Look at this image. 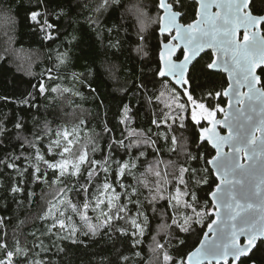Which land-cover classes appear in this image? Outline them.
<instances>
[{"label": "trees", "instance_id": "1", "mask_svg": "<svg viewBox=\"0 0 264 264\" xmlns=\"http://www.w3.org/2000/svg\"><path fill=\"white\" fill-rule=\"evenodd\" d=\"M187 2L190 4L192 0ZM43 4L48 5L46 11ZM155 4L156 0H108L106 5L103 0H40L38 7V0H0V124L7 125L11 132L15 131L12 125L16 120L22 121L24 128L18 130L21 133L20 141L29 145L33 143L35 135L42 136L44 140L41 143H44L54 138L57 131H68L69 139L72 138L75 144L74 152L87 151L89 156L94 152L99 155L105 139L103 125L106 123L114 129L116 137H121V129L124 128L119 123L122 109L124 105H130L135 119L129 125V130L134 128L136 131H131L125 138L130 153L142 151L145 155L135 160L131 155L127 157L136 167L131 172L133 177L127 175L125 178L135 183L138 189L158 187L165 197L156 203V212L151 207L148 208L149 223L146 225L143 242L135 246H132L131 240L104 226V216L100 209L93 211V206L90 205L87 210L95 234L89 231L87 224L78 215L69 210L66 214L73 215L78 234L68 237L67 233H62L64 238L53 241L39 236V239L45 240L44 247H50L43 254L45 262L151 264L152 248L159 242L164 245L161 251L167 250L170 255L177 257L197 246L206 229L210 219L206 216L201 217L205 227L194 224V231L188 233L180 232L167 219L171 214L181 222L185 214H193L190 208L185 207L184 202L189 198L183 194L178 196L179 200L182 199L181 203L176 204L172 200L175 207L168 208L169 194L176 196L178 181L175 178L180 173L182 164L190 171L195 169L199 173L191 182L199 202L209 199L208 193L214 188V176L204 170L202 158L198 161L189 159V155L203 157L204 153L210 151L209 146L201 147L198 143V132L202 125H196L186 113L182 121L169 127L168 120L167 123L163 122L167 109L162 99L168 97L169 92L173 96H179V93H174L170 87L161 88L157 85L153 88L149 83H155L158 79L154 74L158 65L160 42L164 39L158 32L161 10ZM58 6L66 13L61 14L59 19L51 14ZM249 8L253 15H264V0H251ZM32 11H40L55 26L48 30L54 36L53 40H46L40 25L29 19ZM144 14L150 19H144ZM113 25L117 27L114 28ZM116 40L119 41L118 47H110V41ZM64 52L68 53L69 59L60 64L56 57ZM209 53H203L199 62H195V67L190 68V83L185 86L196 102L207 99L209 92L220 91L227 86L223 74L213 73L206 68L211 59ZM49 75L52 79L48 78ZM81 77L84 78V83H80ZM41 80L50 86L59 83L61 87L55 93L49 92L47 98L44 95H33L32 106L20 103L26 92L38 91L35 85ZM141 82L148 85V91L143 95ZM65 87L68 88L67 91ZM158 91L164 92L159 101H146L145 96L155 95ZM154 120L160 121L159 128L153 124ZM180 122H183L184 128L179 127ZM173 135L178 139L175 154L168 144ZM166 136L168 140L165 139ZM60 139L64 143L62 136ZM12 142L17 143L15 139ZM157 145L161 151L154 157L150 156L149 152ZM5 147L11 151L9 144H0V158L9 155V152L4 151ZM47 147L45 144L40 151L41 155H45ZM26 155L27 159L21 157L15 161L19 165L18 169L5 171L0 164V220L3 221L0 231L5 232L9 238L15 236L22 245L31 247V233L39 235L44 230L45 222L40 219L43 212L62 205L58 185L22 182L19 186L24 191L14 198L10 186L27 176L23 169L31 171L36 166L41 172L46 169L42 161L35 159V149H28ZM45 158L51 159L47 155ZM120 158L118 153L115 160L118 162ZM141 159L144 160L143 165L139 163ZM108 166L109 182L114 183L112 170L116 169L117 164L109 160ZM48 175H52L51 170H48ZM201 177L206 178L208 183L200 182ZM179 186L183 190V185ZM116 187L118 192L121 191L118 184ZM28 192H34L35 195L29 199ZM111 195L109 190L101 197L105 200V205ZM120 203L121 201H113V211ZM105 205H101V208H105ZM83 211L81 208V212ZM132 215H135V211ZM113 223L130 228L125 221ZM135 239L139 237H132V240ZM8 244L11 247L13 240L9 239ZM253 260L256 264H264V250L257 252Z\"/></svg>", "mask_w": 264, "mask_h": 264}, {"label": "snow or ice", "instance_id": "2", "mask_svg": "<svg viewBox=\"0 0 264 264\" xmlns=\"http://www.w3.org/2000/svg\"><path fill=\"white\" fill-rule=\"evenodd\" d=\"M39 3L40 0L38 7ZM103 3L106 5L108 0H103ZM248 4L249 0H192L190 4L187 0H156L155 7L163 13L159 16L158 32L164 39L160 42L158 65L154 74L158 79L155 83H149L153 88L157 85L161 88L170 87L174 93H179L175 99L187 96V101L179 103L178 107L186 109L191 102L199 109V113H191V120L196 125L204 122L198 132V143L201 147L209 146L210 151L204 153L203 157L189 155V159L198 161L202 158L204 170L214 176V188L210 186L208 193L210 199L199 202L197 193L191 187V182L199 173L195 169L190 171L184 164L180 166V173L175 178L178 181L175 187L176 196L169 194L168 208L175 207L172 200L179 204L177 197L183 194L189 198L184 202L185 207L191 209L195 219L187 214L181 222L171 214L167 219L180 232L185 233L194 231V224L205 227L201 217L210 219L206 224L207 230L198 240V246L177 257L170 255L167 250L164 251L166 264H256L253 257L264 250V16H254L248 10ZM43 7L46 11L48 5L43 4ZM51 14L57 19L61 14L66 15L59 6ZM29 19L40 25L46 40L54 39L48 30L55 26L40 11L30 12ZM103 30L112 31L101 29ZM118 45V40L109 43L110 47ZM205 50H210L211 56L206 68L222 69L227 74V86L220 91L209 92L207 99L196 102L185 86L190 83V68L195 67L194 62H199L197 57ZM56 59L58 63L64 64L69 59L68 53H59ZM48 78L52 79V76L49 75ZM73 78L76 79L75 76ZM80 83H84L83 77L80 78ZM35 87L37 92H26L19 102L32 106L33 95H44L47 98V94L55 93L61 84L50 86L41 80ZM141 87V94L147 93L148 85L141 82ZM67 90L65 87V91ZM163 95V91H158L155 95L145 96V99L151 103L153 99L159 101ZM165 107L169 105L165 104ZM176 115L172 117L173 120H176ZM168 118L165 114V123ZM134 119L132 107L124 105L119 120L124 125L121 137H116L114 129L105 123V139L99 155L94 152L91 156L87 151H73L75 144L72 138L69 139L68 131H57L54 138L44 143H41L44 140L42 136L35 135L33 143L29 145L20 141L21 133L18 130L24 128L22 121L16 120L12 125L15 131L11 132L7 125L0 124V144L11 146V151L4 148L9 155L0 158V164L5 171L18 169L19 165L15 161L21 157L27 159L28 149H35V159L46 165L44 172L38 166L31 171L28 168L23 169L27 176L21 177L10 186L14 198L16 194L24 191L19 186L22 182L58 185L62 205L53 206L43 212L40 219L45 222L44 230L39 235L36 232L31 233V247L22 245L15 236L9 238L5 232L0 231V264H51L50 261L43 260V254L50 247L45 248V240L39 239V236L53 241L64 238L62 233H67L68 237L78 234L73 215L66 214L69 210L78 215L87 224L89 231L95 234V228L87 215L90 205L93 206V211L100 209L106 228L131 240L132 246L143 242L146 225L149 223L148 208L151 207L156 212V203L165 197L158 187L138 189L135 183L125 178L136 167L127 157L131 155L135 160L145 155L142 151L130 153L125 138L131 131H136L134 128L129 130ZM153 124L160 127L159 120H154ZM179 127H185L183 122L179 123ZM241 129L245 130L243 136L240 134ZM61 136L64 143L61 142ZM14 139L17 143L12 142ZM165 139L168 140L167 136ZM244 141L246 145L242 146ZM177 143L175 135L168 140L174 154ZM45 144L48 145L47 152L41 155L40 151ZM160 151V146L157 145L149 155L154 157ZM118 153L121 158L117 162L115 157ZM46 155L51 159H46ZM109 160L117 164L116 169L112 170L114 183L109 182ZM139 163L143 165L144 160L141 159ZM48 170L52 172L50 177ZM200 182L207 184L208 180L201 177ZM117 184L121 190L119 192ZM179 185H183V190ZM109 190L112 195L105 205V200L101 197ZM34 195V192H28L29 199ZM113 201H121L114 211ZM101 205H105L106 210ZM113 221H125L130 228H125L120 223L114 224ZM2 224L3 221L0 220V225ZM134 236L139 239L132 240ZM9 239L13 240L11 247L8 244ZM158 246L164 248L160 242Z\"/></svg>", "mask_w": 264, "mask_h": 264}, {"label": "rangeland", "instance_id": "3", "mask_svg": "<svg viewBox=\"0 0 264 264\" xmlns=\"http://www.w3.org/2000/svg\"><path fill=\"white\" fill-rule=\"evenodd\" d=\"M160 12H161V15H162L163 14L162 10ZM144 19H150V18H149V16L145 15ZM162 100H164V102H163L164 107H165V104L169 105V107H165L167 110L164 112V115L165 114L168 115L169 118L167 120H168V125H170V126L172 124H175L177 121H182L184 119L186 113H187V116L189 117V119H191V113L193 111H196L197 113H199V109L196 108L194 106V104L191 103V102H189L187 104L186 109L178 107L179 103H183V102L187 101V96H182V97H179V99H175V96H173L169 92V96L163 98ZM176 114H179V115H176ZM175 115H176V120H173L172 117H174ZM203 124H204V122L202 121L201 125H203ZM179 197H177L178 200H179ZM179 201L181 203L182 199H180ZM173 202L176 203V200H173ZM191 215L194 217V214H191ZM161 249L162 248H160L158 246V244L154 248H152V250H153V254H152L153 259L151 260V264H166V262L164 260V251H161Z\"/></svg>", "mask_w": 264, "mask_h": 264}, {"label": "water", "instance_id": "4", "mask_svg": "<svg viewBox=\"0 0 264 264\" xmlns=\"http://www.w3.org/2000/svg\"><path fill=\"white\" fill-rule=\"evenodd\" d=\"M250 1L251 0H249V4H248V10L250 11V8H249V6H250ZM254 16H257V15H254ZM262 16H264V15H262ZM205 52H210V50H205ZM204 52V53H205ZM203 53H201L200 54V56L202 55ZM200 56L199 57H197V60L200 58ZM195 63V62H194ZM209 71H211V72H213V73H221V74H223L225 77H226V80H227V74L225 73V72H223V70L222 69H216V70H210L209 69ZM246 90V89H245ZM245 124H247V122H245ZM244 129H241L240 130V134H241V136H243L244 135ZM234 134H236V130H234ZM246 145V141H244L243 143H242V146H245ZM249 152H250V154H251V149H249ZM259 158V157H258ZM242 162H245V161H242ZM233 163L235 164V161H233ZM210 167V166H209ZM209 199H210V197H209ZM207 229H205V231H206ZM198 246V245H197Z\"/></svg>", "mask_w": 264, "mask_h": 264}]
</instances>
